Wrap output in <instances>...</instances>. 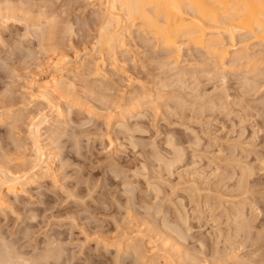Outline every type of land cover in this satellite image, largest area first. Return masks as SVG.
I'll return each instance as SVG.
<instances>
[{
	"label": "rangeland",
	"instance_id": "1",
	"mask_svg": "<svg viewBox=\"0 0 264 264\" xmlns=\"http://www.w3.org/2000/svg\"><path fill=\"white\" fill-rule=\"evenodd\" d=\"M101 2L0 0V175L31 176L30 122L44 112L54 153V172L43 163L23 191L0 177V264L11 249L25 260L14 264H264V46L250 42L257 68L229 59L220 71L186 42L177 63L133 26L111 55ZM60 63L85 102L62 99L63 120L32 87ZM141 97L161 104L123 120Z\"/></svg>",
	"mask_w": 264,
	"mask_h": 264
},
{
	"label": "bare ground",
	"instance_id": "2",
	"mask_svg": "<svg viewBox=\"0 0 264 264\" xmlns=\"http://www.w3.org/2000/svg\"><path fill=\"white\" fill-rule=\"evenodd\" d=\"M101 1L104 2V5H105L104 11H105L106 19H105L104 24L101 26V30H100V33L98 36L99 37V39H98L99 45L98 46L101 48L102 51L107 52L111 55L112 54L114 55L116 53L117 49L122 50L125 47V36H126L125 34L128 33L130 28L133 29L134 28L133 26H137V27L139 26L140 31L141 30L143 31L142 34L143 33L147 34V35L151 34L150 36L154 37L155 40H157V42L163 46L162 48H164L168 51H172V52L176 51L173 53L174 54L173 57H175V61L177 63L180 62V60H179L180 54L178 53V51L181 50L180 46L184 42H186L189 46L191 45V46H194L195 48H201V49H204L205 51H207L208 55L210 56V59L212 60V63H213L212 66H214V64H216L217 66H219V69L221 67L223 68L226 65L227 60H229V59H232V63L230 66L234 65L235 67H240V68L242 66H246V65H248V66L251 65V66H254L253 68H255L256 65H254V63L257 62L255 64H258V59H256V61L254 59V58H256L255 57L256 55L258 57H260L259 62L261 60L264 61V56H262L264 53L263 54L261 53L260 56L258 54H256L253 57L251 52H250L251 51V48H250L251 47L250 46L251 41H252L251 43L254 45L259 43V45L264 46V0H101ZM6 4L7 5L5 6V8H6L5 10H7V11L11 10L12 14H13V9H14V12H15V10H17L16 8L12 9L9 6L10 3L9 4L6 3ZM100 10H102V9H100ZM102 12H103V10H102ZM12 14H10V15H12ZM8 15L9 14H7V16ZM53 20L54 19L50 18V22L52 21L54 23ZM41 22H43V21H41ZM50 22L49 21H47V23L45 22L44 26H46V24L48 26V23H50ZM52 22H51V24H52V26H54V24ZM51 24H49V25L51 26ZM38 27H41L40 29H42V27H43L42 23H41V26H38ZM49 28H51V27H49ZM55 28L53 27L54 30H55ZM47 33H49L48 30H47ZM41 35H43V34L41 33ZM237 35H241L238 46L235 44ZM150 36H148V37H150ZM43 39L44 38H42V40ZM43 41H45V39ZM254 41H255V43H253ZM107 53H105V54H107ZM262 63H264V62H262ZM262 63L259 65L263 66ZM95 64H96L95 66H97L96 67V74H97V76L100 75V77H101V71H100L101 67L99 65V62H97ZM57 65H58V63H57ZM57 65L55 68H53L51 70V72L49 71L47 74L44 73V75L39 77V79L33 81V86H32L33 87V97H35L37 100H44V101H47V103L49 102V104H52L53 107L55 108L56 117L62 118V120H63V118L66 116V114H65L66 112H65V109L62 107V104H61L62 99H67L69 102H71L70 104L79 105V106H84L85 102L83 103V101H81L82 99L80 100L79 97L76 98L75 96H73L74 94H72V91H73L72 89H75V88H73V86L75 84L73 85L72 83H74V82L71 83V82H69V80L67 81V78H66L67 70H66V68L64 66H60L61 63L59 64V66H57ZM175 66H176V63H175ZM230 66H228V67L230 68ZM234 66H233V68H234ZM248 66H246V67H248ZM223 69H225V68H223ZM235 70H237V68ZM256 70L258 71V69H256ZM220 71H221V69H220ZM157 98H158L157 99L158 101H160L162 99L161 96H159ZM156 102L154 105H156ZM153 103H154V101L153 102L149 101V100H147V98L146 99H143V97H141L140 99L138 98L137 101L131 102V104L127 108V110H125L123 113H121L122 118H124L123 120L127 121L128 119H126V118L133 117V116L135 118V115H136V114H134V112L136 111L135 109H137L139 107L145 108V106L146 107L154 106V105H152ZM159 103H158V105L161 104V103L160 104ZM178 105H179V103H178ZM157 106H156V109L161 107V106H159L157 108ZM151 108H153V107H151ZM170 110H171V108H170ZM40 113L41 112H39V115H40ZM44 113H42L40 115V117L37 116L34 120L31 117V120H33L32 123L30 122V124H32V128H31V126H29L31 128L29 134H31L30 135L31 138L33 136V138L31 140H32V142L34 141L33 144L35 146V155L33 157L34 158V162H33L34 164L32 165V168L30 170L31 176L26 177V180H25L24 176H28L27 171L23 172L24 174H22V173L18 174L17 172L16 173H14V171L12 172V170L3 171L2 175H0V177L3 176L1 184L6 185V187H7L6 189L9 192L15 193L18 191H23L24 190V188H23L24 184H26L30 181L37 180V178L39 177L37 175L38 171L40 169H42L41 167L44 165L43 163H47L46 166H47L48 170H50V172L51 171L54 172V153L50 152L49 155H47V153H46L47 151H45L46 145L44 146L45 143L42 145V140H43L42 139V125H44L45 123H49L48 116H47V114H44ZM121 115H120V117H121ZM141 115H143V114H141ZM137 116L140 117V114H138ZM117 118H119V117H117ZM110 119H113V118H110ZM118 124H120V123H118ZM133 128H135V127H133ZM124 129H126V128H124ZM140 130H141V128H140ZM46 136H48V135H46ZM171 138H172V136H171ZM167 139H168V137H167ZM51 141H52V139H51ZM168 144H169V140H168ZM173 144L174 143H172L171 145H173ZM174 145H173V147H174ZM174 150H175V148H174ZM180 150H179V152H182ZM53 152H54V150H53ZM176 153L178 154V150H176ZM165 159H167V158H165ZM178 160H180L179 155L176 156V158L174 159V162L172 160V162H169L168 165L171 166V165H173V163H175ZM0 168L2 169L3 167H0ZM23 179L25 181H23ZM156 194H157V192H156ZM4 199L2 200L3 202H4ZM53 244H54V248H55V243H53ZM58 248H59V252L58 253L56 252L58 254L57 255L58 258H56V260L61 259V257L64 254L62 246L58 245ZM7 252L9 254V257L4 260V262H7L6 264H8L9 261H11L10 264H12V263L14 264L13 260L16 257H18L19 260L21 259L19 256H17L19 253L16 251V249L14 251H13V249H11ZM14 252H16V254ZM12 253H14V255H12ZM21 255L24 256L25 254L24 255L21 254ZM45 256H46V254H45ZM22 259H21V261H22ZM24 259H26V258H24ZM24 261H22V262H24ZM18 262H20V261H18ZM26 263H29V262H26Z\"/></svg>",
	"mask_w": 264,
	"mask_h": 264
}]
</instances>
